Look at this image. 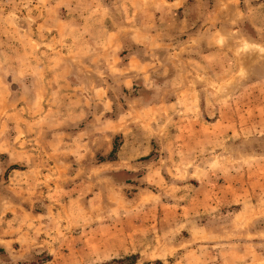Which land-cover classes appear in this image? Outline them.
<instances>
[{
  "label": "rangeland",
  "instance_id": "1",
  "mask_svg": "<svg viewBox=\"0 0 264 264\" xmlns=\"http://www.w3.org/2000/svg\"><path fill=\"white\" fill-rule=\"evenodd\" d=\"M157 261L264 264V0H0V264Z\"/></svg>",
  "mask_w": 264,
  "mask_h": 264
},
{
  "label": "trees",
  "instance_id": "2",
  "mask_svg": "<svg viewBox=\"0 0 264 264\" xmlns=\"http://www.w3.org/2000/svg\"><path fill=\"white\" fill-rule=\"evenodd\" d=\"M115 151H116V147H115V145H114L113 150H112L111 153L108 155L109 158H113V156H114V154H115ZM132 256H134V255H130V256H128L127 258H129V257L134 258V257H132ZM129 260H132V259H129ZM132 263H133V262H132ZM157 263H158V264H162L160 261H157Z\"/></svg>",
  "mask_w": 264,
  "mask_h": 264
}]
</instances>
